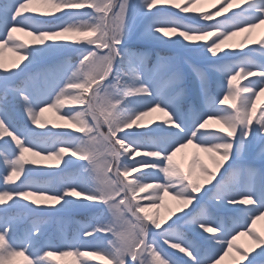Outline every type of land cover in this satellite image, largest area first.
<instances>
[{
    "label": "snow or ice",
    "instance_id": "6c2138e0",
    "mask_svg": "<svg viewBox=\"0 0 264 264\" xmlns=\"http://www.w3.org/2000/svg\"><path fill=\"white\" fill-rule=\"evenodd\" d=\"M33 2L0 0V53L11 42L10 50L19 55L20 62L27 61L23 67L14 64L13 68L19 71H12L4 68L0 56V144L11 147L14 142L15 145L11 151H0V162L7 172L2 179L9 184L21 176L24 178L19 186L0 190V206H3L0 207V264H12L18 256H23L26 264H52L50 257L54 255L78 258L95 255L108 264H218L217 258L226 254L225 244L229 249L233 247L235 236L228 237L239 227H229L226 216L220 214H238L252 223L264 216V105L254 117L256 98L264 93V52L259 62L247 59L250 53L264 49V41L259 42V48H250L248 52L218 54L220 45L234 30L264 24V0H242L239 11L202 27H190L163 15L168 12V6L178 8L180 13L195 12L189 5H194L196 0H185L184 6L175 0H139L135 4L132 0H40L51 9L40 14L51 17L48 21L31 15L36 12L30 7ZM218 2L222 7L216 13L185 18L212 21L232 0ZM134 19L144 22V35L151 41L178 45L189 56L210 53L215 58L213 63L218 65L214 70L222 71L229 85L219 105L231 98L234 101L231 110L217 107V97L211 92L208 77L195 66H190L194 100L187 103L188 76L183 71L181 56L156 53L155 61L150 62L146 53L130 48ZM17 30L35 37L37 44L29 48L22 41L17 42L13 36ZM167 30L185 41L193 35H215V40L210 45L163 40L161 34L166 35ZM69 32L83 33V41L70 43L60 39ZM70 51L78 53V63L59 61L34 75L26 74L40 61L58 60ZM230 56L244 59L235 65H224L222 62ZM22 76L23 79H18ZM241 76L255 79L243 87H233V81ZM41 78L42 88L38 86ZM58 87L60 90L56 92ZM53 94L55 100L50 102ZM65 100L81 106L63 112L61 117L72 122L82 134L74 140H61L60 134L50 130L35 132L26 125L18 126L14 118V106L19 104L32 125L44 128L41 114L46 108L60 112ZM196 101L202 102L203 107H195ZM156 110L163 112L167 119L145 125L141 130L137 122ZM213 119L223 127L209 130L207 125ZM49 136H56L50 147L46 146L47 141L42 143L39 139ZM56 144L62 146L57 148ZM190 144L213 154L210 156L213 169L195 155L187 172L174 161L176 153ZM255 146L260 147L259 168L243 162ZM25 152L55 157L63 164V167L54 166L61 172L73 163L66 155L86 164L62 178V191H50L26 183L36 171L30 167L36 161L27 159ZM135 155L153 159H133L129 164L128 160ZM137 166L150 171L129 179V173L136 172ZM193 168H199L204 184L193 178ZM160 173L163 183L145 182L149 178L159 179ZM89 175L95 178L92 185L84 180ZM229 177L234 179L229 181ZM240 177L244 178L243 184L239 182ZM207 184L211 187H205ZM149 187L154 189L147 197L149 206H157V201L163 200V194L167 193L183 206L182 215L171 213V222L163 228L137 199V193ZM32 196H48L55 204L40 206L37 200H30ZM16 207L24 209L26 216L59 212L69 207L90 209L93 215L77 234V240L81 236L83 240L53 247L49 243L41 244L40 222H34L23 235H17L18 218L10 214ZM205 232H218V235L205 236ZM108 234L112 239L105 246ZM161 242L187 259L172 258ZM258 243L264 245V238ZM82 247H90L91 252L80 251ZM80 264L87 261L80 260ZM247 264H264V247L248 257Z\"/></svg>",
    "mask_w": 264,
    "mask_h": 264
},
{
    "label": "rangeland",
    "instance_id": "374dc122",
    "mask_svg": "<svg viewBox=\"0 0 264 264\" xmlns=\"http://www.w3.org/2000/svg\"><path fill=\"white\" fill-rule=\"evenodd\" d=\"M132 2L135 4L138 3L139 0H132ZM175 3L184 6L185 0H175ZM242 6H243L242 0H232V3L230 5L224 7L223 13L220 16H214V19L212 21H203V20L193 21L186 19L185 17L199 16L201 13H216L222 7V4L218 2V0H207L203 2H197L196 0V3L194 5H189V7H194L196 11L189 13H180L178 8L168 6V12L164 13L163 15L170 20L178 21L190 27H202L207 23H214L217 20H221V21L224 20L225 17L231 16V13L233 11H239V8ZM30 7L36 9V12L32 13L31 15L37 17L38 20L40 21H48V19L51 20V18H46V16L40 15L41 13L44 12V9H46L47 7V5L41 3L40 0H34V2L30 5ZM70 11H86V9L70 10ZM170 13H175V15H170ZM55 23H58V21H56ZM258 26L255 28H245L243 31L234 30V34L229 36L224 41V43L220 45V50H218V54L222 55L223 51L248 52L250 48H259V42L264 41V30L258 32L260 30V29L258 30L259 28ZM144 31H145L144 22L141 19H134L131 22L130 40L128 45L130 48L146 53L150 62L155 61L156 53H160L163 56H171V55L179 54L182 60L183 71L188 76V81L185 85L187 89V96L188 95L194 96V86H193V79H192L190 66H195L199 68L208 77L210 82V89L211 87H213L211 89V92L214 96L217 97V107L225 108L229 111L231 110V105H233L234 103V101L231 98L227 99L224 105H219L218 101L219 99H223L224 94L227 92L229 88V85L227 83V76L224 75L222 71L214 70L218 65L213 63L215 58L211 57L210 53L190 55V56L185 55L184 50L179 48L178 45L161 44L147 39L144 35ZM13 36L17 38V42L22 41L29 48L37 44L35 37L28 35V33L25 31L17 30L13 33ZM161 38L163 40H168L169 38L180 39L182 43H186V44L196 42V43H207L208 45H210L211 42L215 40V35H193L191 37V40L185 41L183 40L182 37H178L177 34L171 32L170 30H167V34L166 35L161 34ZM60 39L70 43L75 41H83L84 34L75 33V32L64 33L62 34ZM10 49H11V42H9V46L5 47L2 53H0V56H2L3 59L4 68L10 69L12 71H19V68H13V65L19 64L20 67H23V63H27V61L25 60L23 63H21L19 55L11 51ZM261 52H264V49H260V51L256 53H250L247 59L255 62H259L261 58ZM74 55L77 56L76 61L71 62L69 59L52 60L48 64H43L41 67L37 65L33 66V68H35L36 70H34L33 72H29L28 69L27 70L28 73L26 72V74L34 75L40 69L49 68L50 66L55 65L59 61L71 62L72 64H76L78 63V53L76 52ZM242 59H244V57L230 56L225 58V60L222 63L224 65H235L239 63ZM44 61L45 60H42V62L40 61L39 63L42 64ZM149 66H151V63ZM0 74H2V70H0ZM68 75H71V73L69 72ZM21 79H23V77ZM64 79H67V76H65ZM253 79H255V77H243V76L237 77V79L233 81V87H237V86L243 87L248 83L249 80H253ZM38 86L41 88L43 87L42 78L41 81L38 82ZM60 87H63V85L61 84ZM59 90H60L59 87L56 88V92H59ZM164 91H166V89H164ZM54 100H55V94L51 96L50 102ZM197 102L198 105H196V107L198 109L202 108L203 107L202 102L200 101ZM236 103H238V101ZM262 105H264V93H261L256 98L257 112L254 113V117L258 116L259 110ZM40 106L43 107L44 105H40ZM80 107L81 106L76 105L74 102L70 100H65L64 105L61 106L60 112H57L55 108H46L45 111L41 114V123L44 125V128H40L35 125H32L31 122L27 120V117L22 113V110L19 112V115L17 117L14 116V118L17 121L18 126L23 127L26 125L28 128L32 129L35 132H45L48 130H50L51 133H55V134H57V132H60L61 134L59 135V138L61 140L68 141V140H74L76 137H79L82 134L75 130L76 126L72 122L68 121L67 119H63L61 117L63 115V112L71 111L73 109H79ZM166 119L167 117L164 115L163 112L156 110L142 117L137 123L141 126V130H142L143 126L145 125L152 126L154 125V123H162ZM222 127L223 125L215 119L210 120L207 125V128L209 130H216ZM103 131L106 132L107 129L104 128ZM4 139L11 141L10 137H6ZM39 139L42 143L44 141H47L46 146L50 147L52 146L53 141L56 139V136L41 137ZM55 146L59 148L62 145L56 144ZM14 148H15L14 142L11 143V147H6L3 144H0V151L7 152V151H11ZM100 150L103 151L102 146ZM194 155L199 157V159L205 165H207L209 169L214 168L212 160L210 159V156L213 154L203 152L199 148H196L191 144L181 149L179 152H177L176 155L173 157V159L177 164L180 165V167L185 172H187L188 165ZM25 157L29 160L36 161V164L30 165V167L38 168V170L34 172L43 171V170L50 172L48 174V177L46 178V181H40L36 179L34 175L31 174L28 178V181H26V183H30L35 187L47 188L50 191H62L63 190L62 178L69 173H74L78 171L81 165L86 164V161H82L77 159L76 157H69L66 155L65 158L71 159L73 163L69 167L65 168L63 172H61L59 167H54V166L60 164V166L63 167V164L61 161H58L55 157H48L46 155L35 156L31 152H25ZM133 159L138 160V159H153V158L145 157L143 155H135L128 160V163L130 164ZM243 162L252 164L255 167L259 168L261 166L260 147L255 146L253 150L249 152L246 157L243 158ZM48 166H53V167H48ZM148 171L150 170L137 166L136 172L129 173V179H134L141 172H148ZM221 171H223V169H221ZM4 175H7V172L5 171V165L2 162H0V190L19 186L21 184V181L24 179L23 176H21L20 179H17L12 183L5 184L2 179ZM192 175L193 178L198 183L204 184V177L200 173L199 168H193ZM217 178H219V176H217ZM121 179H123V177H121ZM238 179L241 184L244 183L243 177H240ZM84 180L89 185H92L95 182L94 176L91 175L84 177ZM145 182L149 185H153L156 183H163L164 182L163 174L162 173L159 174V179L149 178L146 179ZM212 183H215V180H213ZM205 187H211V185L207 184L205 185ZM153 192L154 189L152 187H149L146 188L143 192L137 193V199L141 203V206L147 207L149 205L147 197L149 196V193H153ZM163 196H164L163 200L157 201V206H153L155 207L154 216L158 219L159 222H161L162 228L166 226V223L171 222V220L169 219L171 213H175L176 215H182V211L180 209L183 207L182 205H180L179 201L172 199L170 193L163 194ZM32 199L37 200L40 206L55 204V201L50 199V197L48 196H32L30 197V200ZM23 203H28V201H23ZM56 207H59V205H56ZM241 207H245V206L242 205ZM17 210L18 211L16 213H13L12 215H15L18 218V222L22 221L23 222L22 224H24L23 226H20L18 228L17 235L18 236L23 235L24 230L26 228L31 226L34 222H40L42 233H44L41 239V244L49 243L53 247H61L65 243L80 242V240H83L84 238L82 236L80 237V240H77V234L80 233L81 229L89 223L93 215V210L85 209V208H74V207H69L59 212L52 211L49 213L32 214L30 216H26L25 210L22 208L17 207ZM183 210L186 211L187 208L184 207ZM85 211L87 213L84 215H76V216L73 215L74 212L81 213ZM220 215L222 217L226 216L229 227H235L236 225H239V227H237L236 231L232 232V235L228 237V239H231L232 236H235V239L233 240V247L229 249L225 244L226 254L222 253L221 254L222 258L219 257L217 258L218 264H247V258L254 256L255 253L259 251L260 247H264V245L258 243V240L260 238H264V216H260L258 219H256L255 223H252V221L247 219V217H241L238 214L221 213ZM171 218L174 219L175 216H171ZM208 227H212V225H209ZM153 231L156 230L153 229ZM200 231H203V229H201ZM204 235L205 236L218 235V232L217 233L205 232ZM109 239H112V236L110 234H108L104 240L105 246H107V242ZM161 246L165 249V251L169 255L172 256V258L179 259L180 257H183L184 259H187V257L184 256L183 253H180L176 249H171L168 245H163L162 242H161ZM80 251L91 252V248L82 247ZM245 253H247V256H245ZM21 257L24 260V257L23 256ZM53 259H60L62 264H80V260L87 261V264H108L106 260L95 255H88L79 258L74 255H67V256L54 255L50 257V260L52 261V264H55Z\"/></svg>",
    "mask_w": 264,
    "mask_h": 264
},
{
    "label": "trees",
    "instance_id": "16d2710c",
    "mask_svg": "<svg viewBox=\"0 0 264 264\" xmlns=\"http://www.w3.org/2000/svg\"><path fill=\"white\" fill-rule=\"evenodd\" d=\"M48 7V8H47ZM46 7V9H44V12H46V11H51V9L49 8V6H47ZM56 15H59V13H55ZM46 18H51V17H47L46 16ZM49 20V19H48ZM15 108L17 109V108H20V105L19 104H17V105H15ZM36 170H38V168H36V167H34ZM45 169H47V168H45ZM229 179V181H231L232 179H231V177H229L228 178ZM57 264H60V262L59 261H57L56 262ZM12 264H26L20 257H15L14 259H13V261H12Z\"/></svg>",
    "mask_w": 264,
    "mask_h": 264
},
{
    "label": "bare ground",
    "instance_id": "6f19581e",
    "mask_svg": "<svg viewBox=\"0 0 264 264\" xmlns=\"http://www.w3.org/2000/svg\"><path fill=\"white\" fill-rule=\"evenodd\" d=\"M203 1H207V0H197V2H203ZM259 26V28H258V32H261V31H263L264 30V24H258ZM145 210L149 213V215H154V213H155V207H153V206H147V207H145Z\"/></svg>",
    "mask_w": 264,
    "mask_h": 264
}]
</instances>
